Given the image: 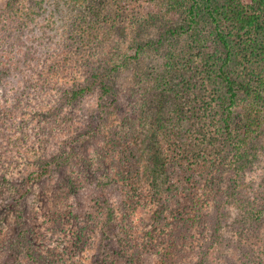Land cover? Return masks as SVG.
<instances>
[{"label": "rangeland", "instance_id": "rangeland-1", "mask_svg": "<svg viewBox=\"0 0 264 264\" xmlns=\"http://www.w3.org/2000/svg\"><path fill=\"white\" fill-rule=\"evenodd\" d=\"M8 1L0 264H164L162 253L170 264H264V127L231 166L245 107L264 105V0H211L231 52L224 74L251 91L238 92L228 138L224 83L209 72L226 52L204 11L195 16L204 0H13L11 24ZM83 84L82 100L64 99Z\"/></svg>", "mask_w": 264, "mask_h": 264}, {"label": "trees", "instance_id": "trees-1", "mask_svg": "<svg viewBox=\"0 0 264 264\" xmlns=\"http://www.w3.org/2000/svg\"><path fill=\"white\" fill-rule=\"evenodd\" d=\"M10 1L13 2V0H9L8 5H7L8 7L6 9L7 11L4 10L2 13H5V11L10 13L8 16L6 15L7 16L6 18H7V21L11 24V18L14 16H17V12H15V10L10 5V3H9ZM76 2H77V0H76ZM203 2H204V5H203ZM205 2H207V5L205 4ZM192 10H193V7H192ZM200 11H204V13L207 16V18L209 19L211 25H213V31L215 32V37L217 39V42L221 45L223 50L226 52V57H225V59H223L222 63L218 66L212 65L213 68L210 67L209 72L215 71L216 75H218L219 78L221 79V81L224 83L226 100H224L222 102V106L225 108L223 109L224 118H222L221 121H222V129L224 131V134H225L226 138H228V137H231L230 123H229V121L232 117L231 107L233 106V104L235 103V100L237 99L238 92L245 91L246 93H249V92L251 93V91H248L249 84H248V86L243 84V83L240 84V83L235 82L234 80L230 79L229 77H227L224 74V68H225L227 62L230 60L231 52H230L229 43L225 39L224 35L222 34V32L220 30V27L218 26L219 16L216 13V9H214V7L212 5V1L211 0H204V1H201L200 3H197V7L194 10V12H196L195 16H198L197 12H200ZM32 14H33V12H31V11L27 14L24 11V15L27 17L26 19L28 21L31 19L29 17H31ZM37 15H38V12L36 13V16ZM240 17H241V15L239 16V21L236 22V25L239 26L241 29H244L246 26L245 21L243 20V17H241V18ZM3 19L4 18L0 19V23ZM25 23H31V22L26 21ZM25 23L23 24V27H25L24 26ZM3 25H5V23ZM2 28H4V27H2ZM2 28L0 26V33L4 32V31H2ZM9 31H5V32H9ZM15 44L18 45V43H15ZM110 74H111V72L106 71V70L102 71L100 75L95 74L92 76V78L94 80V82H92V83H98L100 81L105 82L106 79L110 76ZM2 77H3V75H2ZM92 83H90V84H92ZM262 85L264 87V81L262 82ZM88 86L89 85L83 84V85H79V86H71L69 89H65L63 91L64 99L67 102L82 100V98L86 96L87 88H89ZM102 88L105 89L104 93H107L106 91L108 90V88H106L105 85H102ZM261 89H262V91H264V88L261 87ZM54 120L57 122L56 118H54ZM242 120H243V123L246 124L245 132L243 134V140L231 142L232 143L231 146H233L232 148L234 150V154L232 155L233 157H232V165L231 166L236 170H238L239 168H242V166L244 165V163H243L244 160L246 159L247 156H249V153L246 152V149L249 146L251 139L253 138V134L255 133V131L259 127H264L263 126L264 125V105H260L258 103L256 105H250V106L245 107ZM242 142L245 144L246 149L243 147L244 145H242ZM66 146H69V148H71L70 149L71 152H75L74 151L75 147L73 145L68 144ZM67 159H69V157L66 154H64V155H61L59 157V159L54 158L52 160H53V162L55 161L54 163H59V161H60V163H65ZM49 163H50V161H43L42 164H40V166H42V167H40L41 172H44V173L46 172V170H47L46 167ZM97 168H99V167H97ZM96 171H97V169H96ZM71 180H72V178H71ZM71 180L67 181V182H71ZM72 185H73V183H72ZM261 199L262 200L264 199V193H261ZM200 205L202 206V204H200ZM193 206H191V207H193ZM263 207H264V205H263ZM247 209L248 208H246V210ZM195 210H197V209H195ZM246 210L244 209V211H246ZM188 211H192V210L189 209ZM260 211H264V208H262V210H260ZM188 215H189V212L186 213V216H188ZM214 223H218V221H214ZM191 227H192V225H191ZM212 230H213V226H212ZM215 232H216V229H215ZM169 251L173 252V250H169ZM170 255L171 254H169L168 256L167 255L165 256L162 253V259L164 261H166L164 264H170V261H169V259H171ZM129 262L131 264H134L132 261H129ZM136 262H138V261H136ZM162 264H163V261H162Z\"/></svg>", "mask_w": 264, "mask_h": 264}]
</instances>
